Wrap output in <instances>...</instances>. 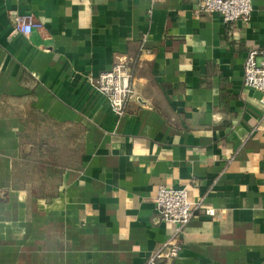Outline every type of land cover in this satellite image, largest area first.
Wrapping results in <instances>:
<instances>
[{
    "label": "crops",
    "instance_id": "crops-1",
    "mask_svg": "<svg viewBox=\"0 0 264 264\" xmlns=\"http://www.w3.org/2000/svg\"><path fill=\"white\" fill-rule=\"evenodd\" d=\"M200 3L0 0V264H147L176 238L174 264H264V94L243 80L264 0L233 23ZM116 62L137 93L123 118L93 82ZM160 187L216 216L179 231Z\"/></svg>",
    "mask_w": 264,
    "mask_h": 264
},
{
    "label": "built area",
    "instance_id": "built-area-1",
    "mask_svg": "<svg viewBox=\"0 0 264 264\" xmlns=\"http://www.w3.org/2000/svg\"><path fill=\"white\" fill-rule=\"evenodd\" d=\"M166 0H152V5L161 4ZM253 0H201L197 14H219L226 23L249 21L253 14ZM13 26L18 34L30 36L40 31L42 24L32 16L18 15ZM145 47L141 46V51ZM244 86L264 94V51L251 49L248 51L244 64ZM98 91L106 98L113 113L123 118L137 93L133 86V68L128 63L116 62L110 71L103 72L93 79ZM264 106V98L261 101ZM156 211L164 222L176 224L178 230L187 228L199 215L214 218L216 211L206 203H193L187 190L160 187L156 197ZM181 233H179L180 236ZM180 238L171 239L163 248L151 256L147 264H174L179 258L182 243Z\"/></svg>",
    "mask_w": 264,
    "mask_h": 264
},
{
    "label": "trees",
    "instance_id": "trees-1",
    "mask_svg": "<svg viewBox=\"0 0 264 264\" xmlns=\"http://www.w3.org/2000/svg\"><path fill=\"white\" fill-rule=\"evenodd\" d=\"M36 134H37L36 132H35V134H32V137H30V135L25 134V138H29V139L30 138H36ZM36 154H39L41 156V150H39V152H37ZM36 154H34V156ZM34 162H37L36 165H35V167L39 171H42V170H44L47 167L53 168V167H56L57 166L56 158H54V157L46 158V159H42L40 161H34Z\"/></svg>",
    "mask_w": 264,
    "mask_h": 264
},
{
    "label": "rangeland",
    "instance_id": "rangeland-1",
    "mask_svg": "<svg viewBox=\"0 0 264 264\" xmlns=\"http://www.w3.org/2000/svg\"><path fill=\"white\" fill-rule=\"evenodd\" d=\"M35 133V132H34ZM33 161H40L42 160V157L39 154H36L33 158ZM51 176L47 175V177L49 178V180H47L44 184H47V187H53L56 184V180L52 179L53 174H50Z\"/></svg>",
    "mask_w": 264,
    "mask_h": 264
}]
</instances>
